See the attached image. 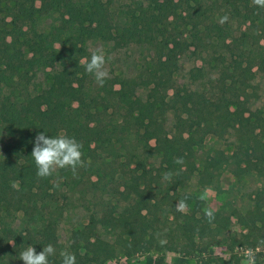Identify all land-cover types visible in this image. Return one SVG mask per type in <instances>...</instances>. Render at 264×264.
<instances>
[{
  "label": "trees",
  "instance_id": "1",
  "mask_svg": "<svg viewBox=\"0 0 264 264\" xmlns=\"http://www.w3.org/2000/svg\"><path fill=\"white\" fill-rule=\"evenodd\" d=\"M34 3L39 7L30 8ZM179 7L170 12L171 21L155 20L157 28L150 30L154 20L142 1L0 0V264H23L19 256L29 245L39 252L52 244L50 264H61L65 250L76 255V264L131 257L143 249L135 218L152 227L156 251L176 252L184 242L193 250L197 235L205 236V223L197 212L177 211L175 196L194 176L202 185L218 181L217 168L200 170L196 164L207 136L232 137L227 163L233 176L256 175L261 188L255 197L264 200V105L255 106V77L264 70V8L252 0H192ZM225 15L228 21L219 23ZM177 26L190 27L191 42ZM96 45L119 54L137 48L146 55L137 71L110 72L101 87L84 67ZM191 47L200 64L186 79L198 84L180 88L174 78ZM38 73L47 85L35 92ZM142 90L162 99L147 119L127 125L123 116L135 114ZM118 114L121 120L114 118ZM40 132L75 138L84 166L75 175L65 168L33 178L24 164L36 168L31 152ZM178 157L182 165L175 163ZM166 172L170 180L163 179ZM54 178L81 186L80 193L97 200L92 221L103 236L83 245L59 242L64 209ZM22 198L29 206L18 217ZM214 215L219 221L221 215ZM248 234L240 246L256 249L264 240ZM257 264L264 262L257 257Z\"/></svg>",
  "mask_w": 264,
  "mask_h": 264
},
{
  "label": "rangeland",
  "instance_id": "2",
  "mask_svg": "<svg viewBox=\"0 0 264 264\" xmlns=\"http://www.w3.org/2000/svg\"><path fill=\"white\" fill-rule=\"evenodd\" d=\"M136 1L144 3L150 18L154 20L150 24V30L157 28L155 20H160L161 24L165 21H171V11L180 8L179 6L184 7L186 2L192 4V0H173L169 4H166L163 0H115L116 3L122 5H132ZM171 5L173 9L170 8ZM29 7L35 9L39 5L34 3ZM181 9L184 10L185 8ZM177 28L182 38L191 42L190 39H187L189 32H191L190 27L180 28L177 26ZM239 30H243V27L240 26ZM97 48H103L107 61L106 68L109 73L113 72L115 74H131L134 70L137 71L139 58L141 55H146L145 51L137 48L124 50L120 54L113 51L107 52L108 47L99 45L94 46L93 50ZM193 52L194 49L191 47L182 54L180 68L174 78L176 80L174 84L177 87L193 88L198 84L189 82L186 79L189 69L195 64H200ZM242 61L245 62L244 60ZM42 76V73H38L34 80L33 90L35 92L47 85L46 80ZM255 79L258 96L255 106L261 107L264 105V70L259 71ZM139 96L141 97V105L136 109L135 114L123 116L127 125L147 119L151 110L162 99V95L153 90H142L139 92ZM114 118L121 120L122 117L118 114ZM170 121V118H168L167 128L170 127ZM3 139L4 137L0 135V152ZM232 142L231 136L224 139L207 136L202 148L196 152V164L200 170L204 167L209 169L217 168L218 181L213 185H202L197 183V177L194 176L186 183L185 188L178 191L175 196L176 204L185 197L188 198V210L182 213L197 212L198 217H202V221L205 223L203 226L200 224L201 228H204L202 234L205 236L197 235L195 240L196 247L193 250L188 248L186 246L187 243L184 242L181 244L182 247L178 246L179 250L176 252L156 251L152 247V227L141 218H135L134 229L136 237L143 249L131 257L116 258L106 264H241L244 258L243 251L248 249V247H242L237 243L243 239L242 236L249 233V238H251L257 233L264 237V200L255 197L256 191L261 188V183L256 175L243 176L239 180L233 176L232 167L227 163L228 156L233 149ZM24 166L33 178L37 177L36 168L27 163ZM84 179L87 178L84 177ZM53 186L60 187L59 194L56 196L58 197L59 205L64 209V220L59 228V242L63 246H67L72 241L83 245L88 240L94 239L95 235L103 236L98 229H95L92 221L97 200L94 202L89 194L80 193L82 190L81 186L75 187L72 185L68 187L64 185L63 180L60 178H54ZM206 189L211 191L207 193L205 199H201ZM28 206L29 203L22 198V202L17 203L16 206L20 210H18L17 216L21 217V213L23 210L27 211ZM206 209H211L214 214L218 213L221 215L219 221L215 218V221L213 220L210 223L211 232L205 228L207 225L204 214ZM169 225L171 229L176 226L173 216L169 219ZM215 228L216 230L218 229V232ZM172 235L176 237L177 233L172 232ZM144 248L147 250L143 251ZM257 248H259L257 257L264 262V246L261 244Z\"/></svg>",
  "mask_w": 264,
  "mask_h": 264
},
{
  "label": "clouds",
  "instance_id": "3",
  "mask_svg": "<svg viewBox=\"0 0 264 264\" xmlns=\"http://www.w3.org/2000/svg\"><path fill=\"white\" fill-rule=\"evenodd\" d=\"M252 4L259 8H264V0H252ZM228 21V16L220 18L219 23L224 24ZM106 55L103 48L93 50L90 57L84 58L85 71L91 74L96 83L103 87L105 80L109 76L106 68ZM82 145L75 138L68 136L64 132L57 136H46L45 132H40L36 135L34 146L32 148L31 157L36 166V175L41 178L52 176L59 169H70L75 175L78 167L84 166L82 159ZM177 164H183V157H178L175 160ZM171 173L163 174L164 180L171 179ZM211 191L206 189L201 199H205L207 193ZM187 197L180 200L176 204L177 211L185 212L188 210ZM205 217L211 223L215 219L214 212L211 209L205 210ZM13 243V242H11ZM264 245V240L260 241ZM259 248H248L243 251V259L241 264H257V253ZM56 254V249L52 244L43 247L42 251L37 252L36 249L29 245L19 256L23 264H50L49 257ZM61 264H76V255L67 250L60 252Z\"/></svg>",
  "mask_w": 264,
  "mask_h": 264
}]
</instances>
